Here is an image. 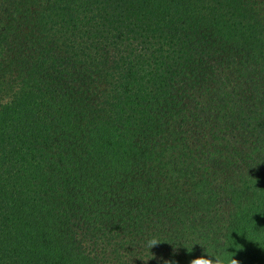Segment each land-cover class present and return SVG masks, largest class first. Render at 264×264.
I'll use <instances>...</instances> for the list:
<instances>
[{"label":"trees","instance_id":"1","mask_svg":"<svg viewBox=\"0 0 264 264\" xmlns=\"http://www.w3.org/2000/svg\"><path fill=\"white\" fill-rule=\"evenodd\" d=\"M205 249L264 264V0H0V264Z\"/></svg>","mask_w":264,"mask_h":264},{"label":"clouds","instance_id":"2","mask_svg":"<svg viewBox=\"0 0 264 264\" xmlns=\"http://www.w3.org/2000/svg\"><path fill=\"white\" fill-rule=\"evenodd\" d=\"M159 241L155 238H149L146 241H144L143 246L150 250L153 246L157 245ZM206 250V249H205ZM207 256H200L198 258H195L191 261V264H225L222 257L218 255H210L206 250ZM228 264H238V261L235 259H231Z\"/></svg>","mask_w":264,"mask_h":264}]
</instances>
